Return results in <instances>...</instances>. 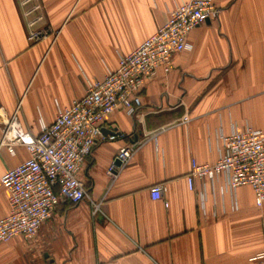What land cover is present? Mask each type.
<instances>
[{"label": "crops", "instance_id": "crops-1", "mask_svg": "<svg viewBox=\"0 0 264 264\" xmlns=\"http://www.w3.org/2000/svg\"><path fill=\"white\" fill-rule=\"evenodd\" d=\"M186 1L0 0V121L18 112L38 136ZM212 1L219 17L191 32L170 73L159 69L146 82L136 114L117 110L103 124L105 136L121 137L86 160L89 198L61 202L35 240L0 245V264H257L264 205L251 188L233 193L220 182L213 195L207 186L203 204L201 182L191 190L187 180L193 162L219 160L221 135L246 126L264 134V0ZM40 31L46 38L33 43L30 33ZM135 143L140 150L112 181L109 166ZM28 158L25 148L3 150L0 178ZM156 185L167 189L163 200L151 197ZM9 212L0 183V219Z\"/></svg>", "mask_w": 264, "mask_h": 264}, {"label": "built area", "instance_id": "built-area-1", "mask_svg": "<svg viewBox=\"0 0 264 264\" xmlns=\"http://www.w3.org/2000/svg\"><path fill=\"white\" fill-rule=\"evenodd\" d=\"M31 5L36 0H22ZM35 5L29 11L39 10ZM220 9L212 0H188L176 7L167 23L145 40L136 50L120 57L118 69L104 80L89 85L86 95L71 106L60 108L55 122L43 126L38 136L26 131L18 112L1 120L0 154L6 150L15 155L25 148L29 158L19 166L8 170L0 183L8 192L10 212L0 219V245L15 238L35 240L41 228L54 215L61 202L78 205L89 198L81 172L86 160L96 146L114 141L121 136H105L103 124L117 110L134 116L141 107V92L147 81L153 79L159 69L170 73L173 59L190 48L188 37L193 30L217 19ZM42 20L37 17L32 25ZM45 32L30 33L33 43L46 38ZM189 117L183 119L186 125ZM223 144L219 160L212 165L193 162L188 184L194 189L201 182L202 203H205L207 186L212 194L218 183L224 189L236 192L247 186L254 193L256 205H264V134L250 126L221 135ZM137 143L123 147L109 166L108 176L115 181L140 150ZM120 162V165H117ZM166 187L151 188L153 200H163ZM94 213L100 204L93 202ZM166 206L168 204L166 203ZM264 264V250L255 258Z\"/></svg>", "mask_w": 264, "mask_h": 264}, {"label": "water", "instance_id": "water-1", "mask_svg": "<svg viewBox=\"0 0 264 264\" xmlns=\"http://www.w3.org/2000/svg\"><path fill=\"white\" fill-rule=\"evenodd\" d=\"M117 165H120V162H117Z\"/></svg>", "mask_w": 264, "mask_h": 264}]
</instances>
